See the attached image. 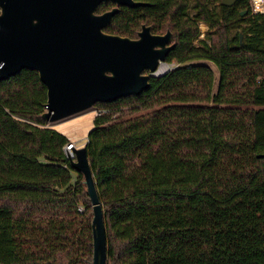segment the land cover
Instances as JSON below:
<instances>
[{
    "label": "trees",
    "instance_id": "1",
    "mask_svg": "<svg viewBox=\"0 0 264 264\" xmlns=\"http://www.w3.org/2000/svg\"><path fill=\"white\" fill-rule=\"evenodd\" d=\"M134 1L104 32L145 25L174 48L145 93L96 105L85 148L106 264H264V13ZM46 102L33 71L0 82V264H92L91 203L70 141L39 127Z\"/></svg>",
    "mask_w": 264,
    "mask_h": 264
},
{
    "label": "water",
    "instance_id": "2",
    "mask_svg": "<svg viewBox=\"0 0 264 264\" xmlns=\"http://www.w3.org/2000/svg\"><path fill=\"white\" fill-rule=\"evenodd\" d=\"M235 2L220 4L231 7ZM108 3L114 7L98 14ZM144 5L134 0H0V82L22 70L37 73L47 96L41 118L49 129L97 104L139 97L151 78L160 77L155 73L174 48L171 33L154 35L143 25L138 38L129 39L104 30L121 7ZM88 133L84 145L70 144L66 156L82 175L91 203L92 264H106L104 214L85 148Z\"/></svg>",
    "mask_w": 264,
    "mask_h": 264
},
{
    "label": "rangeland",
    "instance_id": "3",
    "mask_svg": "<svg viewBox=\"0 0 264 264\" xmlns=\"http://www.w3.org/2000/svg\"><path fill=\"white\" fill-rule=\"evenodd\" d=\"M200 30H201V33H202L201 37H203V36L205 35V33L207 32V27H205L204 25H202V26L200 27ZM236 33H240V34H241V40L244 41V37L242 36V32H241L240 30H236V31H234V32L232 33V36H234ZM167 69H168V67H167ZM213 70H214V69H213ZM166 71H167V70H166ZM214 71H215V70H214ZM215 75L217 76L216 73H215ZM98 109H99V108L95 105L93 108H91V109H89V110H87V111H84V112H82V113L76 114V115H74V116H72V117L66 118V119L60 121L59 123H61L62 125H69V124H72V123H74V122H76V121H78V120H80V119H83L84 117L88 116L90 113L93 114V118H92V122H93V119H94L95 116L97 115V110H98ZM39 127H46V128H49V124H45L44 126H39ZM51 127H53V126H51ZM53 129L56 130L55 128H53ZM92 129H93V125H92V128H91L90 130H92ZM90 130H89V131H90ZM57 131H59V130L57 129ZM89 131H88V132H89ZM88 132H87V133H88ZM65 133H68L69 136H70V142H69V145L72 144V145H74V147L79 148V147H81V146L84 144V142H82V139H84V138L78 136V135L75 133L74 129L67 130V131H65ZM85 138H86V137H85Z\"/></svg>",
    "mask_w": 264,
    "mask_h": 264
},
{
    "label": "bare ground",
    "instance_id": "4",
    "mask_svg": "<svg viewBox=\"0 0 264 264\" xmlns=\"http://www.w3.org/2000/svg\"><path fill=\"white\" fill-rule=\"evenodd\" d=\"M166 70H167V66L165 64L160 65L159 69L155 73V76L163 75L166 72ZM92 118H93V114L90 113L88 116H86L83 119H80V120H78L72 124L62 125L61 123H57V124L53 125V127H51V128H55L56 131L58 129L59 132H63V133H65V131H67V130L74 129L75 133L78 136L84 138V139H82V142L85 143L86 142V138H85L86 134L92 128Z\"/></svg>",
    "mask_w": 264,
    "mask_h": 264
},
{
    "label": "built area",
    "instance_id": "5",
    "mask_svg": "<svg viewBox=\"0 0 264 264\" xmlns=\"http://www.w3.org/2000/svg\"><path fill=\"white\" fill-rule=\"evenodd\" d=\"M249 6L251 8V12L252 14H263L264 13V0H249ZM0 14H1V9H0ZM162 65V64H161ZM167 66V65H166ZM3 67V63L0 62V70L2 69ZM168 67V66H167ZM169 67L167 69V71L165 73H167L169 71ZM164 73V74H165ZM163 74V75H164ZM162 76V75H161ZM71 145H67L65 148H64V153H71ZM79 212L82 211L81 208L78 209Z\"/></svg>",
    "mask_w": 264,
    "mask_h": 264
},
{
    "label": "flooded vegetation",
    "instance_id": "6",
    "mask_svg": "<svg viewBox=\"0 0 264 264\" xmlns=\"http://www.w3.org/2000/svg\"><path fill=\"white\" fill-rule=\"evenodd\" d=\"M244 15H246V12H245V14H244ZM244 15H243V16H244ZM142 26H143V25H142ZM142 26H141V27H142ZM140 31H141V29H140ZM140 31H139V32H140ZM139 32H138V33H139ZM150 32H151V30H150ZM166 32H167V31H166ZM166 32H165V33H166ZM138 33H137V35H138ZM165 33H164V34H165ZM151 34H152V33H151ZM164 34H160V35H164ZM154 35H159V34H154ZM137 38H138V37H137ZM137 38H136V39H137ZM169 45H173V43H172V39H171V41H170V44H169ZM169 52H170V51H169ZM165 65H166V63H165ZM159 67H160V66H159Z\"/></svg>",
    "mask_w": 264,
    "mask_h": 264
},
{
    "label": "crops",
    "instance_id": "7",
    "mask_svg": "<svg viewBox=\"0 0 264 264\" xmlns=\"http://www.w3.org/2000/svg\"><path fill=\"white\" fill-rule=\"evenodd\" d=\"M59 133L62 134V135H64L70 141V136H69L68 133H63V132H59Z\"/></svg>",
    "mask_w": 264,
    "mask_h": 264
}]
</instances>
